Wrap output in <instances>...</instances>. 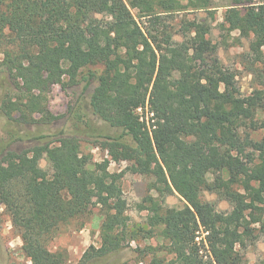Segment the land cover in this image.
Segmentation results:
<instances>
[{
    "label": "trees",
    "instance_id": "obj_1",
    "mask_svg": "<svg viewBox=\"0 0 264 264\" xmlns=\"http://www.w3.org/2000/svg\"><path fill=\"white\" fill-rule=\"evenodd\" d=\"M182 1L0 0V73L18 93L2 101L1 114L15 126L73 120L72 134L55 140L16 129L0 140V207L30 264H66V253L49 243L62 228H81L94 198L104 216L100 246L89 247L80 264L122 250L129 234L123 172L110 173V160L129 162L125 170L148 178L156 194L158 202L145 199L152 206L144 232L152 237L160 228L163 244L149 252L172 255L173 264H245L240 251L254 242L251 225L264 224V0H231L219 24L225 47L232 33L237 43L252 36L240 55L256 81L247 96L219 59L218 44L205 39L206 22L183 20L181 31L171 24L173 13L211 12L212 0ZM81 82L85 107L52 116L50 87ZM146 106L150 129L137 112ZM81 140L98 144L110 160L93 163ZM23 142L36 143L14 147ZM172 192L186 202L182 208L164 205ZM203 192L230 210L218 211L200 199ZM199 226L206 255L196 242Z\"/></svg>",
    "mask_w": 264,
    "mask_h": 264
},
{
    "label": "rangeland",
    "instance_id": "obj_2",
    "mask_svg": "<svg viewBox=\"0 0 264 264\" xmlns=\"http://www.w3.org/2000/svg\"><path fill=\"white\" fill-rule=\"evenodd\" d=\"M182 2L185 4L186 0ZM230 4L231 0H212L211 12H206L205 10H186L180 13H173V15L170 16V18H173L171 24L177 31H181V22L183 20L196 19L200 23L206 22L210 27V32L206 35L205 39H209L213 44H218L217 54L219 59L233 75L240 95L247 96L256 86V81L253 79V76L249 74L240 55L247 51L252 36L249 38H242L240 43H237L231 39L237 37V33H232L231 37L227 38L228 46L225 47L220 44V33H222V31H220L219 24L223 22L225 9H227V6ZM129 10L134 20L139 23L140 26L144 25L145 19H139L135 10ZM64 82H67V78L64 79ZM83 85L84 82L72 87L65 86V89L60 85H53L50 87L47 109L51 115H67L71 108H84L85 104L88 102V95L82 94ZM17 97L18 93L14 87V82L5 71H2L0 73V105L2 101L7 103L9 100L14 101ZM137 112L141 116V120H145L147 128L150 129L149 118L151 114L148 113L147 106L137 110ZM13 117L18 119L19 115L14 113ZM35 118L39 119V116H35ZM92 121L99 129H105L107 134H112L114 132V130L107 129L103 122L96 119H92ZM72 125L73 120H66V118H63L50 124L39 123L29 126H17L16 124L15 126V124L12 121H8L0 111V140L7 137L6 134L8 129H16L20 135H52L46 140L51 141L55 140L60 132L64 135L72 134L74 130ZM91 139L87 138L88 141ZM79 142L81 152H83V154H90L93 163H99L105 159L110 160L107 152L101 149L98 144L85 142L84 140ZM34 143L36 142H23L16 144L14 147H28L29 144L32 145ZM40 165L42 168L48 169L44 160L41 161ZM129 165L130 163L126 161L113 162L111 160L108 165V171L110 173L123 172L120 178V187L122 191L121 196L125 201L124 215L127 217L126 226L127 233H129L123 242L124 247L115 254L97 259L88 264H154V258L160 259L162 264H173L172 255L164 252H157L154 255L152 254L153 252L151 253L147 250L149 247L154 248L163 244L159 236L160 228L155 230V234L152 237H149V234L144 232L150 229L147 224V219L151 215L152 206L149 202H146L145 199H147L148 196L154 197L156 201L158 199H156V194L153 191H149L148 178L132 174L125 170ZM208 178L211 179L212 176L209 175ZM200 199L213 202L218 211L228 212L230 210L229 204L219 199L214 193L203 192ZM184 204H186V202L176 192L167 195L164 200V205L171 208L180 209ZM103 220L104 216L100 209V205L94 198L89 207V214L84 220V225L81 228L74 224L62 228L56 237L49 243L48 248H50L51 251L63 250L67 255L66 264H80L83 254L89 247L96 248L100 246V228ZM251 228L253 229L254 242L251 244V242L246 241L247 247L241 249L240 253L244 256L245 264H264V224H252ZM196 242L200 247L199 252L201 255L209 254L207 252L208 245L206 243V233L201 226H199L197 232ZM20 245H22L21 240L12 228L8 214L1 206L0 264H30L29 260L22 254Z\"/></svg>",
    "mask_w": 264,
    "mask_h": 264
}]
</instances>
